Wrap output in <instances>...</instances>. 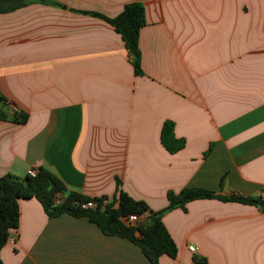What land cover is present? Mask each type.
Wrapping results in <instances>:
<instances>
[{
	"label": "crops",
	"instance_id": "0c3cea01",
	"mask_svg": "<svg viewBox=\"0 0 264 264\" xmlns=\"http://www.w3.org/2000/svg\"><path fill=\"white\" fill-rule=\"evenodd\" d=\"M131 2L144 7L142 75L100 17ZM0 91L28 113L0 120V176L43 167L66 193L110 200L120 180L153 211L188 187L264 202V0H34L0 12ZM167 120L185 140L175 153ZM19 208L4 264H151L86 217L49 218L36 198ZM162 218L178 253L159 264H264L261 204L196 199Z\"/></svg>",
	"mask_w": 264,
	"mask_h": 264
},
{
	"label": "trees",
	"instance_id": "16d2710c",
	"mask_svg": "<svg viewBox=\"0 0 264 264\" xmlns=\"http://www.w3.org/2000/svg\"><path fill=\"white\" fill-rule=\"evenodd\" d=\"M34 0H0V12H8L23 7ZM119 33L132 56V63L136 75H142L140 30L145 24L144 7L140 2L125 5L123 11L113 18L103 17ZM0 120L24 124L28 120V113L15 111L10 108L6 97L0 91ZM161 141L166 149L175 153L185 145L184 139H178L174 134V123L164 122L161 130ZM36 176L26 175L19 178L12 174L0 176V264H4L1 251L8 243L11 233L19 227L20 199L36 198L43 206L49 218H56L62 214L75 217H86L95 223L104 234L126 238L140 247L151 264H159V259L166 254L174 258L178 248L168 232L164 222L165 211L176 207L185 208L192 200L218 197L223 200H237L244 203H257L264 206L260 198L242 196H216L211 190L188 187L179 193L168 191V205L166 208L153 211L143 200L131 197L120 188L121 181L117 180V193L105 207L82 208L81 203L92 198L76 191L66 193L67 188L63 180L46 168L37 170ZM62 196L57 202V195ZM136 214L145 222L142 224L127 223L125 219ZM195 264H206L202 258L195 257Z\"/></svg>",
	"mask_w": 264,
	"mask_h": 264
},
{
	"label": "built area",
	"instance_id": "2783aa9c",
	"mask_svg": "<svg viewBox=\"0 0 264 264\" xmlns=\"http://www.w3.org/2000/svg\"><path fill=\"white\" fill-rule=\"evenodd\" d=\"M37 169L36 168H30L28 170V175L31 176H36L37 174ZM62 196L60 194L57 195V202H59L61 200ZM262 198L264 199V192L262 193ZM110 202V199L108 198H102V199H90L87 201H84L83 203H81V207L88 209V208H96V207H105L106 205H108ZM140 219H142V217L136 215V214H132L129 217H127L126 222L127 223H132L135 224L137 223ZM9 240H12V238H10ZM188 249L192 252V253H196L197 252V247L194 245H189ZM194 257H197V255H195ZM196 262V260H195Z\"/></svg>",
	"mask_w": 264,
	"mask_h": 264
},
{
	"label": "water",
	"instance_id": "95a60500",
	"mask_svg": "<svg viewBox=\"0 0 264 264\" xmlns=\"http://www.w3.org/2000/svg\"><path fill=\"white\" fill-rule=\"evenodd\" d=\"M145 222V219H140L138 222H137V224H142V223H144Z\"/></svg>",
	"mask_w": 264,
	"mask_h": 264
}]
</instances>
